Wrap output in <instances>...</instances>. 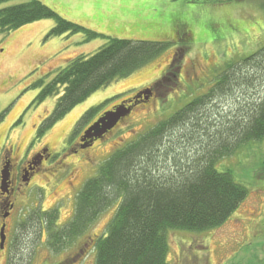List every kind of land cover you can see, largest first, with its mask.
<instances>
[{"label":"rangeland","instance_id":"374dc122","mask_svg":"<svg viewBox=\"0 0 264 264\" xmlns=\"http://www.w3.org/2000/svg\"><path fill=\"white\" fill-rule=\"evenodd\" d=\"M37 1L100 37L90 42H85L83 34L48 39L54 20L0 32V153L3 148L14 147V158L23 161L30 152L47 145L52 154L31 184L19 187L14 194L15 207L8 221L7 242L4 249L0 248V264H65L66 259L72 260L70 264H95L92 240L107 232L122 200L60 253L50 248L43 227L39 226L41 231L35 227L38 214L57 209L58 225L69 223L78 193L117 149L194 98L207 95L227 63L262 47L264 0ZM23 3L12 0L0 9ZM178 27L185 29V36L178 37ZM111 39L168 43V49L130 76L92 94L38 138V129L63 93L61 89L41 105H34L42 89L39 83L45 86L52 82L71 61L93 56ZM180 47L186 48L182 54L177 52ZM169 70L171 75L158 82ZM150 86L155 97L148 104L137 107L105 139L72 155L70 149L82 130ZM261 100L264 79L255 81L252 91L244 87L230 96L211 98L187 124L178 129L180 122L173 127L165 139L166 151L191 165L212 145L216 132L224 131L229 122L246 120L248 105ZM98 106L102 110L79 128L84 114ZM215 168L231 173L248 195L217 229L202 233L169 231V264H264V140L238 147L219 159Z\"/></svg>","mask_w":264,"mask_h":264},{"label":"trees","instance_id":"16d2710c","mask_svg":"<svg viewBox=\"0 0 264 264\" xmlns=\"http://www.w3.org/2000/svg\"><path fill=\"white\" fill-rule=\"evenodd\" d=\"M10 1L0 0V6ZM22 1L21 5L0 9V32L54 20L48 39L83 34L85 42H90L100 37L37 0ZM183 29L177 28L178 37L185 36ZM167 46L168 43L111 39L93 56L71 61L52 82L45 86L39 83L42 89L34 105H41L61 89L63 93L50 117L38 129V138L98 90L154 61ZM184 49H177L178 54ZM168 75L170 70L158 82ZM258 79H264V45L249 56L227 63L207 95L194 98L168 119L117 149L78 193L69 223L58 225L57 209L40 212L35 227L46 231L52 251L60 253L72 247L118 200H122L121 204L107 232L92 240L95 264H169V231L202 233L222 226L244 202L248 190L231 173L217 171L215 165L238 147L264 140V100L248 105L243 122H229L224 131L216 132L212 147L191 165L166 151L165 139L173 127L180 122L183 123L178 129L187 124L191 115L211 98L230 96L244 87L252 91ZM101 110V106L92 108L80 124L88 123ZM71 261L66 259L65 264Z\"/></svg>","mask_w":264,"mask_h":264},{"label":"flooded vegetation","instance_id":"af4514ba","mask_svg":"<svg viewBox=\"0 0 264 264\" xmlns=\"http://www.w3.org/2000/svg\"><path fill=\"white\" fill-rule=\"evenodd\" d=\"M149 88H152V86H150ZM137 94H134L132 98H134ZM154 97L155 94L153 98ZM143 105L146 104H139L138 106L135 107V109ZM86 124L87 123L81 125L79 123L78 126L79 128L80 127L82 128ZM91 124H89L84 130H82L81 135L76 139V142L71 147L70 151L72 155L78 154L79 152L88 149V148L81 149L82 147L81 139L84 135L85 130L88 129L91 126ZM107 135L104 137V139L107 137ZM99 141L100 140L96 141L94 145ZM51 157L52 154L50 153V148L47 145H43L42 147L36 149L35 151L30 152L23 161L20 158H14V147H10L7 150L3 148L2 152L0 153V218H1L0 230L2 226L5 224L6 235L8 229V221L11 218L12 210L15 207V202H13L14 194L16 193V191H18L19 187L21 188L22 186H29L33 180L34 174L39 170H41L42 168H44L45 164L49 163V161L51 160ZM4 169L7 170L9 173V178L5 183V185H3L2 183V171ZM0 248H1V240H0Z\"/></svg>","mask_w":264,"mask_h":264},{"label":"water","instance_id":"95a60500","mask_svg":"<svg viewBox=\"0 0 264 264\" xmlns=\"http://www.w3.org/2000/svg\"><path fill=\"white\" fill-rule=\"evenodd\" d=\"M154 93L151 88L140 91L130 101L115 106L112 110L105 112L93 125H91L84 133L81 141V149L92 147L98 140H102L108 133L113 131L124 119L129 117L139 104H148L153 98ZM133 102H135L133 104ZM9 178L7 170L2 171V183L5 185ZM3 190V188H2ZM5 190V189H4ZM6 218V216H5ZM1 248H4L7 236L6 225L4 224L0 230Z\"/></svg>","mask_w":264,"mask_h":264}]
</instances>
